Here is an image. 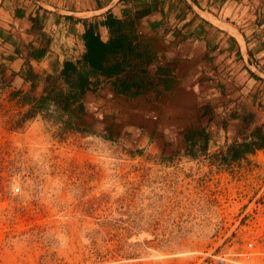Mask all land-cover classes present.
I'll return each mask as SVG.
<instances>
[{
    "label": "rangeland",
    "instance_id": "1",
    "mask_svg": "<svg viewBox=\"0 0 264 264\" xmlns=\"http://www.w3.org/2000/svg\"><path fill=\"white\" fill-rule=\"evenodd\" d=\"M5 98L0 264H264V150L228 165L214 156L249 132L241 118L225 134L207 129L213 112L199 102L189 112L129 116L109 108L121 101L103 90L83 97L88 131H77L41 113L22 118L28 106ZM227 104L253 111L250 128L264 121L261 94L231 93ZM248 240L255 246L238 254Z\"/></svg>",
    "mask_w": 264,
    "mask_h": 264
},
{
    "label": "crops",
    "instance_id": "2",
    "mask_svg": "<svg viewBox=\"0 0 264 264\" xmlns=\"http://www.w3.org/2000/svg\"><path fill=\"white\" fill-rule=\"evenodd\" d=\"M42 1L67 10L97 9L111 2L108 0L100 7L96 5L98 0L88 4L83 0ZM192 1L219 21L237 29L248 61L239 41L200 16L188 0H118L107 11L87 18L52 12L37 1L33 7L29 0H0L1 69L3 63L7 62L4 72L12 71L9 76L15 88L40 95L46 75H60L65 60L80 57L85 30L83 19L90 21L100 37L106 40L109 32L104 15L110 12L124 24L136 21L138 40L148 41L153 46L151 60L146 63L142 58L138 62L139 66L145 68V74H140V71L137 73L138 77L150 82V88L135 96L120 94L115 92L109 80L101 77L99 86L87 91L84 97L94 91L102 93L105 90L108 96L121 101H112L109 108L121 107L123 114L130 116L133 113L142 117L156 110L160 112L159 115L169 110L189 112L197 102L204 103L205 110L212 109L213 112L205 116L207 129L211 132L213 129L221 132L222 129L225 134H229V126L237 123L226 110L230 94L240 96L243 92L259 90L264 98V78L248 68L249 63H254L264 73V0ZM34 18L42 26L41 33L31 30ZM42 32L50 36L49 42H44ZM39 48L43 49L41 55H29L31 50ZM28 65L36 73V85L33 88L31 82L21 76ZM149 97L159 100L157 105H147ZM221 112L224 113V119ZM200 131L208 133L206 127Z\"/></svg>",
    "mask_w": 264,
    "mask_h": 264
},
{
    "label": "trees",
    "instance_id": "3",
    "mask_svg": "<svg viewBox=\"0 0 264 264\" xmlns=\"http://www.w3.org/2000/svg\"><path fill=\"white\" fill-rule=\"evenodd\" d=\"M104 16V23L109 32L106 40L100 37L98 30L94 29L90 21L83 19L85 21V30L82 34L83 51L78 59L64 61L60 70L64 85L58 84L57 78L48 74L45 77L46 84L41 94L32 95L29 91L23 92L22 89L15 88L9 76L12 71L5 73L0 68V88L11 87L6 92V98L21 106H28L22 118L41 113L44 117L60 123L63 128L88 131L86 126H81L80 121L85 111L83 97L87 91L95 90L99 86L101 77L109 80L115 92L120 94L135 96L150 88V82L141 76L138 77L137 73L140 71V74H145V68L139 66L138 62L142 58L146 63L151 60L153 46L148 41L138 40L136 21L124 24L113 17L110 12ZM41 28L37 18H34L31 30L40 31ZM42 39L47 43L50 41V36L42 32ZM42 53L43 49L39 48L31 50L29 55L38 57ZM7 74H9L8 78ZM21 76L31 82L32 88L36 85V73L30 65L25 67ZM251 94L252 96L259 95V90ZM241 104L237 102L239 107L242 106ZM237 105L232 108L233 110H229L228 115L233 118L239 117L248 123L249 126L246 125V128H249V132L242 139L235 138L225 148L214 153L219 165H228L256 150H264V121L250 128V124L255 122L252 117L253 111L248 114L243 109L237 111ZM201 135L204 141H207L208 133L201 132ZM105 136L111 137L110 134ZM188 137L191 147L195 140L192 133L188 134Z\"/></svg>",
    "mask_w": 264,
    "mask_h": 264
},
{
    "label": "water",
    "instance_id": "4",
    "mask_svg": "<svg viewBox=\"0 0 264 264\" xmlns=\"http://www.w3.org/2000/svg\"><path fill=\"white\" fill-rule=\"evenodd\" d=\"M40 5H42L43 7H45L46 9L52 11V12H56L59 14H63V15H70V16H75V17H80V18H87V17H91L97 14H101L105 11H107V9L115 4L118 0H111V2L106 5L103 6L101 8H97V9H91V10H67V9H62V8H58L49 4H46L45 2H43L42 0H36ZM189 4L191 5V7L200 15L202 16L204 19L212 22L214 25H216L217 27H219L220 29L228 32L229 34L233 35L240 43L242 49H243V54L245 56V58L247 59V61L249 60L247 53L245 52L244 49V44H243V40L242 37L240 35V33L237 31L236 28H234L233 26L229 25L228 23H224L219 21L217 18H215L210 12L206 11V10H202L196 3H194L192 0H188ZM248 68L249 70H251L253 73H255L256 75L264 78V73L257 70L256 66H254L253 64H248Z\"/></svg>",
    "mask_w": 264,
    "mask_h": 264
},
{
    "label": "built area",
    "instance_id": "5",
    "mask_svg": "<svg viewBox=\"0 0 264 264\" xmlns=\"http://www.w3.org/2000/svg\"><path fill=\"white\" fill-rule=\"evenodd\" d=\"M6 96V93L5 92H2L1 91V88H0V101H1V99L3 98V97H5ZM6 100H8L7 98H5ZM4 139H5V137H4V130H3V126H2V124H1V122H0V143L1 142H4ZM4 144V143H3ZM5 144H6V142H5ZM19 189H20V185L18 184V183H15L14 185H13V191L14 192H17V191H19ZM255 246V243H254V241L253 240H248L247 242H246V244H245V248L246 249H248V250H246V251H239L238 252V254H241L242 256H246L247 257V255L249 254V251L253 248ZM218 260H219V264H223V262H224V260H225V257H220V258H218ZM239 262H242V261H239Z\"/></svg>",
    "mask_w": 264,
    "mask_h": 264
},
{
    "label": "bare ground",
    "instance_id": "6",
    "mask_svg": "<svg viewBox=\"0 0 264 264\" xmlns=\"http://www.w3.org/2000/svg\"><path fill=\"white\" fill-rule=\"evenodd\" d=\"M257 69V68H256ZM258 70V69H257Z\"/></svg>",
    "mask_w": 264,
    "mask_h": 264
}]
</instances>
